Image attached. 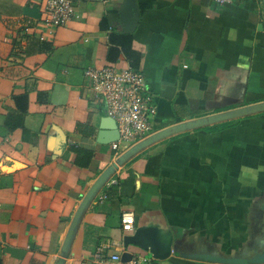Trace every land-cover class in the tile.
Returning a JSON list of instances; mask_svg holds the SVG:
<instances>
[{
	"label": "crops",
	"instance_id": "obj_1",
	"mask_svg": "<svg viewBox=\"0 0 264 264\" xmlns=\"http://www.w3.org/2000/svg\"><path fill=\"white\" fill-rule=\"evenodd\" d=\"M72 1L75 16L51 26L45 0H0V264H111L126 251L264 264V0ZM113 31L133 35L157 107L152 131L118 148L97 142L105 105L85 74L131 65L108 60ZM75 145L95 151L88 168ZM126 210L165 257L126 246Z\"/></svg>",
	"mask_w": 264,
	"mask_h": 264
},
{
	"label": "built area",
	"instance_id": "obj_2",
	"mask_svg": "<svg viewBox=\"0 0 264 264\" xmlns=\"http://www.w3.org/2000/svg\"><path fill=\"white\" fill-rule=\"evenodd\" d=\"M216 4H228L232 0H212ZM44 12L46 23L51 26H62L75 16L72 0H45ZM90 79L91 91L105 105L106 115L115 119L120 139L113 142L118 148L121 142L133 143L148 135L152 127L157 107L149 91L146 77L142 71L132 65L118 66L108 64L100 68H89L85 72ZM122 231L133 234L136 230V218L132 210H126L121 215ZM104 247L97 249V256L102 257ZM108 261L111 264H152L151 259L141 254H132L128 261L122 255L115 253Z\"/></svg>",
	"mask_w": 264,
	"mask_h": 264
},
{
	"label": "trees",
	"instance_id": "obj_3",
	"mask_svg": "<svg viewBox=\"0 0 264 264\" xmlns=\"http://www.w3.org/2000/svg\"><path fill=\"white\" fill-rule=\"evenodd\" d=\"M153 0H146V3L143 4V8L149 7L152 4ZM133 35L130 33H120L113 31L109 36V50H108V60L110 62H116L121 53H123L128 60L130 61L133 68L137 69L140 62V55L132 47ZM25 99V97H22ZM26 114V109L23 108L22 111L16 114L9 115L7 119V124L11 128L21 127L23 125V119ZM84 127L91 129L88 125H78L80 130H83ZM73 151L76 153L75 164L81 168H88L91 161L95 157V151L83 148L81 146H73Z\"/></svg>",
	"mask_w": 264,
	"mask_h": 264
},
{
	"label": "water",
	"instance_id": "obj_4",
	"mask_svg": "<svg viewBox=\"0 0 264 264\" xmlns=\"http://www.w3.org/2000/svg\"><path fill=\"white\" fill-rule=\"evenodd\" d=\"M128 5H134V0H127ZM174 87H168L167 91L173 90ZM164 96H167L164 94ZM120 139V133L117 123L114 118L105 115L101 118L100 130L97 136V142L101 144H112ZM158 231L153 227H139L136 229L133 235H128L125 238V244L137 246L139 248L145 249L155 258L165 257V253H161V240L158 237ZM132 257L131 252H124L122 254V259L124 261L130 260ZM207 258V257H203ZM264 260V259H263ZM220 261H225L221 259Z\"/></svg>",
	"mask_w": 264,
	"mask_h": 264
},
{
	"label": "rangeland",
	"instance_id": "obj_5",
	"mask_svg": "<svg viewBox=\"0 0 264 264\" xmlns=\"http://www.w3.org/2000/svg\"><path fill=\"white\" fill-rule=\"evenodd\" d=\"M148 258V256H146Z\"/></svg>",
	"mask_w": 264,
	"mask_h": 264
}]
</instances>
